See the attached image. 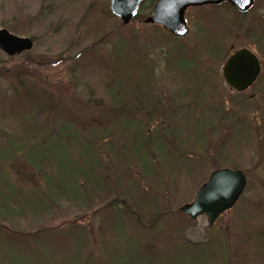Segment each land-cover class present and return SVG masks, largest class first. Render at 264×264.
Returning a JSON list of instances; mask_svg holds the SVG:
<instances>
[{
  "label": "rangeland",
  "instance_id": "374dc122",
  "mask_svg": "<svg viewBox=\"0 0 264 264\" xmlns=\"http://www.w3.org/2000/svg\"><path fill=\"white\" fill-rule=\"evenodd\" d=\"M153 2H144L138 15L123 24L107 13L109 0H0V28L33 38V48L17 58L0 51V62L14 70L0 77V98L6 103L5 113H0V189L8 200L7 211L0 206V234L12 236L1 235L0 264H264V0H257L246 14L226 3L205 5L213 10L199 12L200 20L198 12H185L189 32L182 43L194 44L198 25L208 40L214 33L211 26L219 23L225 44L218 57L200 56L199 63L207 64L216 84L212 78L208 94L196 100L183 94L187 84L168 62L182 43L165 35L161 44L149 41L154 28L143 20L151 14ZM133 30L156 93L170 105L160 114L150 115L136 100L131 102L130 78L142 83L147 76H141L132 60L130 53L141 54L135 45L131 44L129 62L120 64L125 74L112 77L115 106L107 98L108 83L105 86L97 75L98 62L83 59L82 52L91 47L101 59L116 60L114 43L121 36L128 39ZM203 43L200 39L199 46ZM240 47L258 55L262 68L257 81L238 93L224 82L221 68ZM59 58L63 60L54 63ZM24 74L30 79L38 76L44 88L59 86L57 93L65 99L56 105L76 112L88 130L76 124L59 133L62 119L56 121L53 114L59 107L35 114L28 122L6 111ZM202 82L200 76L192 77L190 91L196 93ZM200 89L198 94L206 93ZM141 92L150 97L147 89ZM33 94L39 92L33 89ZM188 109L191 117L184 125L175 114ZM104 110L112 119L104 129L83 122ZM122 119L129 120L123 125ZM9 140L22 141L20 149L16 151ZM221 167L245 172L247 185L237 203L210 227L201 216L185 222L183 229L171 227L182 220L177 216L180 205L191 202L208 175ZM14 204L24 208L25 215L14 213ZM159 214H170L172 220L165 225L156 222L164 230L163 247L156 249L149 241L157 232L152 224ZM63 231L68 246L59 247L56 242L62 239L56 234ZM181 231L186 241L197 245L222 236L214 239V247L186 248ZM12 242L18 246L12 247Z\"/></svg>",
  "mask_w": 264,
  "mask_h": 264
},
{
  "label": "trees",
  "instance_id": "16d2710c",
  "mask_svg": "<svg viewBox=\"0 0 264 264\" xmlns=\"http://www.w3.org/2000/svg\"><path fill=\"white\" fill-rule=\"evenodd\" d=\"M225 6L228 7L229 4L226 3ZM141 7L142 6H140V9H141ZM207 7L211 8V7H214V6H207ZM207 7L206 6L191 7V8H187V11L192 10V11L198 12V16H197L198 18L197 19L200 20L199 12H204L205 10L209 9ZM210 10L212 11L213 9H209L208 11H210ZM110 12L111 11L108 10L107 13H109L110 16L115 17ZM213 19H216V17L214 15H213ZM197 24H198V22H197ZM151 26H152V28H154V31L151 34V39L149 41H151V42L156 41V43L161 44L162 41H160V39H161L162 35H165L166 37L167 36L168 37H172V35L169 32H167V30H164L161 26H159V25H151ZM219 26H220L219 23L216 24V25L211 26V27H213L212 31H214V33L212 34L211 38H208V40H205L204 39L205 34L200 32V29H199L200 26L198 25V27L195 28V31L193 32L194 36L191 39L194 42L193 45H187L185 43H182V39L175 37L176 40H178V41H180L182 43L181 44L182 46H180L176 50H172L173 53H172V56L170 57L171 60L168 61V62H169L170 66L174 67L176 69V71L181 74L182 79L185 80L187 86L184 88V90L182 92L186 96L189 95L190 97H192L194 99H195V97H198L199 99L200 98H204L208 94V91H206L207 90L206 87L209 86V85L211 86V84H212L211 83V79L212 78H213L212 79L213 83L215 82V84H216V81L214 80L215 79L214 76L212 77L210 75V73H209V68L206 66L207 64H204L202 66L201 63H199V62L201 61L200 60L201 59L200 58L201 55H206V56H209V57H218L223 52V50L225 48L224 47L225 44H224V40H223L224 38L220 37L221 31L218 30ZM205 29H208V28H205ZM134 33L135 32L133 30V33H132L133 35L132 36L130 35V37L128 39H126V38H124L122 36L118 37L117 43L116 44L114 43V47H113L114 48L113 55H114V58H116V60L111 59L110 63H109V61H107L105 59H101V56L98 55V53L93 52L91 47L87 48L86 50H84L82 52V53H84V55H86V56L83 57L85 62H92V63H95V64L98 62V65H99V68H100V73L97 74V75L100 76V81L102 80L103 82H105V86H106V83H108V85H109V89H108L109 95H108L107 98L109 99L110 105L112 104L111 106H115L114 104L117 101V89H116V87H115V85L113 83V78L112 77L114 75H120L121 76V75L125 74V73L121 72V70H122L121 65L127 64L129 62V59H130L129 58V53L131 51V46H132L131 44L135 45L139 49V51L141 52V47H139V46H142V45L134 43V42H138L137 37L134 35ZM218 37L220 38V40H218L219 39ZM200 39L205 41V43H203L204 45L202 47L199 46ZM130 54L132 55V60L137 62L138 67L141 70V76L142 75H147L146 77H143L144 80L142 81V83H139L137 81V79L133 80L132 78H130L131 81L134 84V85L132 84L131 87H129L132 104L136 100L137 103H138L137 106L141 110L147 112L150 115H151V113H153L155 111H157L158 114L162 113V111H166L164 109L168 108L170 105H169V103H165L161 96L157 95L156 86L152 83L154 78H152L151 75H149V73H148L149 69H148V67H147V65H146V63L144 61V58H143L144 54H142V52H141V54H139V53H130ZM79 55H81V54L76 55L77 58L79 57ZM17 56H19V55H15V56H13L11 58L12 59L13 58H17ZM169 56H170L169 53H167L166 57L168 58ZM85 58H87V60ZM62 60L63 59L59 58V60L55 61L54 63H58V62H60ZM105 63L106 64H111L110 67L108 68V66ZM4 64H5V62L2 60L0 62V77H2V76H10V74H12L13 71H14V70L11 71V70L6 69L4 67ZM19 69H20V67L16 68L17 71H19ZM128 72H133V71L129 70ZM34 74L36 75L37 73H34ZM196 75L200 76V78L203 79L202 86L198 87V88H201L200 90L204 89L206 91V93H203V95L198 94V88L196 89L197 90L196 93H192L190 91V90L193 89L191 87V84H190V79L192 77L196 76ZM23 77L24 78H22L20 80L22 82V84H20L19 85V89H17L18 90V94L14 98L15 101H13L12 105L8 106L7 110H6V111H9V112H12V113L16 112L13 115H15V117L17 116L18 119H20L19 121L28 122L29 119H34V117L36 115H40L41 113L46 112L50 108L59 107V106L56 105L57 101L65 99V98H63L61 93H57V90H59V88H57V87H59V86H55L54 89L50 87V89H51L50 90V89L44 88L43 86L40 85L38 76L35 77V78H31L30 79L28 74H24ZM34 83L37 84V87H35V88H32V86L30 87V85H33ZM51 86H53V85H51ZM153 86H155V87H153ZM33 89H36L39 92V94H37V95L33 94ZM143 89H147V92L150 95L149 98H145V94H143V92H141V91H143ZM39 105H41V109L36 108V107H39ZM4 107H6V103L2 102V99L0 98V109H1L0 113H5L3 111ZM181 109H182L181 111L184 110V108H181ZM191 110L192 109L186 110V113H184V114H177L176 113L175 114L176 115L175 118L179 119V121L181 123H183V120H185V119L188 121L190 119V117H191V112H190ZM79 111H81V110H79ZM110 113H111L110 111H106L105 112V110L101 111V112L99 111V116L98 117L97 116H92L91 118H86L85 120H83V122H85V121L90 122L89 126H91V123H95L94 124L95 126H98V127L102 128V129H104L106 124L111 122V120H112V119L110 120V118H111V116H110L111 114ZM53 114L56 117V121H58V119H62V120H59V121L62 122V124L58 126L59 133H61V134H63L65 132L64 128H72V125H76V124L80 125L79 128L83 132L84 131L86 132L88 130L86 128H82L83 125L78 121V118L76 116L77 115L76 112H67L65 110H62V106H60L59 107V111L57 113H53ZM201 114H205L206 115V112L204 113V111H203ZM203 119L201 120V122L203 121ZM127 120H129V119H122L120 121V123H123V125H125ZM205 120L206 119H204V121ZM174 122H177V121H174ZM186 123H187L186 125H188L190 122H186ZM221 123H223V122H221ZM123 125H121V127ZM233 128L234 127H232V126L228 128V136L232 135V133H230V130L233 129ZM122 131H124L123 128H122ZM75 132H78V131H75ZM36 135H37L36 133L32 134L31 135V139H35ZM78 136H79V134H78ZM7 142L12 144V146L16 149V151H17L18 148L20 149V147L22 145V141H18V144L12 142L11 140H9ZM6 147H7L6 149L12 148L10 145H7ZM30 156H33V155H30ZM31 162H33V161L31 160ZM3 193L4 192L2 191V189H0V206H2L3 210L7 211L6 207L8 206V203H7L8 200H6L5 195L3 196ZM106 194L108 195V191H107ZM146 194L147 193L142 194L141 199L144 196H146ZM43 195L45 196V194H43ZM120 198L123 199V197H120ZM147 199H148V197H147ZM111 201H112V199L109 201V203L107 202V204L111 205V203H110ZM157 201L162 203V201L160 199H157ZM123 202L125 203V201H123ZM163 203L165 204V202H163ZM11 204H13V203H10V205ZM14 206H16L14 208H16V210H17L14 213H16L18 215H25V211L26 210L24 208H22L21 206H19L17 204H14ZM27 211L30 212V210H27ZM8 212H9V214L13 215V212H11L9 210H8ZM129 214H130V212H129ZM159 215H158L159 217L156 216L154 224H152V226H153L152 228L154 230L157 229L156 230L157 232H155L150 237V241H149V242H151L154 245V248H156V249H159V248L163 247V243H162L161 239L164 238L163 237L164 230L161 229L162 228L160 226L161 223L157 224L156 222L162 221V223L164 222V225H165V223H167L168 221L172 220V218H170V214H167L165 216L161 215V214H159ZM177 216L181 217L182 220H179V221L175 222L174 224H172L171 227L178 226V227H181V229H183V225H185V222H187L189 224L193 223V220L191 218H189L188 216H185V214H183L182 212H180ZM67 231H63V232H61L59 234H56V236H58L56 238L62 239L61 241L56 242V243H58L59 247H62L63 244H64V247L68 246V243L66 241V239H67L66 238ZM64 232H66V233H64ZM3 234L7 235V233H3ZM3 234H0V245L3 244V239H1L2 238L1 235L4 236ZM219 236H222V235H219ZM219 236L215 235V236H213L212 239L207 240L206 242L197 245V244H191L190 242L186 241L183 238L182 231H181L180 241H181V244L184 247H186V248L188 247V248L204 249L205 247H208V246H213L214 247L215 245H213L212 242L214 241V239H216ZM7 237L12 239V236L7 235ZM158 237H161V238L159 239ZM13 240H15V239H13ZM14 243L16 244L17 242H12V244H11L12 247H14V245H13ZM158 244H160V245H158ZM141 246H143V245H141ZM11 250L14 252L15 249H11Z\"/></svg>",
  "mask_w": 264,
  "mask_h": 264
},
{
  "label": "water",
  "instance_id": "95a60500",
  "mask_svg": "<svg viewBox=\"0 0 264 264\" xmlns=\"http://www.w3.org/2000/svg\"><path fill=\"white\" fill-rule=\"evenodd\" d=\"M144 0H109L110 13L118 17L123 24H128L137 14L139 5ZM228 2L236 9L245 11L253 0H156L151 14L143 22L159 24L176 37L188 34L184 14L186 8ZM33 48V39L18 36L5 28H0V51L8 57L19 55ZM222 77L234 91L248 89L261 71L258 57L247 47L233 51L225 58ZM246 176L239 168L221 167L213 170L205 182L197 189L191 202L180 205L179 211L191 219L204 217L211 226L218 216L230 210L239 199L246 186Z\"/></svg>",
  "mask_w": 264,
  "mask_h": 264
},
{
  "label": "flooded vegetation",
  "instance_id": "af4514ba",
  "mask_svg": "<svg viewBox=\"0 0 264 264\" xmlns=\"http://www.w3.org/2000/svg\"><path fill=\"white\" fill-rule=\"evenodd\" d=\"M256 1H257V0H253V4L251 5V7H250L249 9L245 10V11L238 10V9H236L233 5H231V4H229V3H227V4H229V7H231L234 11H236V12H238V13H240V14H246L247 12H249L250 10H252V9L254 8V6H255V4H256ZM222 4H223V3H222ZM217 5H221V4H217ZM255 55H256V54H255ZM256 56H257L258 59H259L260 66H262V64H261V60H260L259 56H258V55H256ZM261 68H262V67H261Z\"/></svg>",
  "mask_w": 264,
  "mask_h": 264
}]
</instances>
